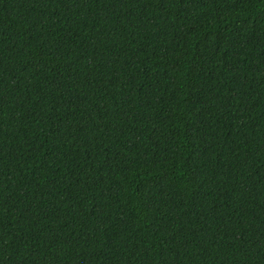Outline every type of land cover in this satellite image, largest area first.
Here are the masks:
<instances>
[{
  "label": "trees",
  "instance_id": "16d2710c",
  "mask_svg": "<svg viewBox=\"0 0 264 264\" xmlns=\"http://www.w3.org/2000/svg\"><path fill=\"white\" fill-rule=\"evenodd\" d=\"M0 264H264V0H0Z\"/></svg>",
  "mask_w": 264,
  "mask_h": 264
}]
</instances>
